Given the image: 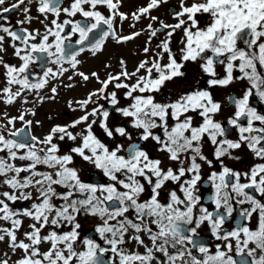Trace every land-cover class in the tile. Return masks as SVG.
Masks as SVG:
<instances>
[{
    "label": "snow or ice",
    "instance_id": "obj_1",
    "mask_svg": "<svg viewBox=\"0 0 264 264\" xmlns=\"http://www.w3.org/2000/svg\"><path fill=\"white\" fill-rule=\"evenodd\" d=\"M167 3L148 0L125 13L123 0H70L67 6L64 0H0V103L28 104L30 93L34 104L55 101L56 86L47 96L40 91L70 70L68 81L79 76L99 84L86 98L68 102L80 116L53 124L43 138L26 119L36 116L34 107L18 116L0 114V245L7 248L0 249V264H264V112L250 103L258 98L264 104V0H180L171 24L151 14ZM33 4L39 16L32 15ZM14 11L23 14L15 30L5 15ZM142 18L149 20L146 28L120 34L124 22L135 28ZM34 20L43 31L25 27ZM180 31L177 52L172 44ZM145 32L148 58L134 71L124 59L104 79L79 71L83 53L96 56L109 39L123 44ZM153 40L159 41L155 49ZM8 47L19 65L4 60ZM188 63L199 65L206 87L157 99L168 83L186 76ZM237 81L248 87L241 97L227 98L234 111L221 121L224 104L212 90ZM149 141L168 165L151 156ZM244 148L258 162L247 171L229 167L226 161L239 160L236 153ZM77 158L109 182L82 180ZM205 185L212 189L206 201ZM81 216L99 218L98 240L82 236ZM228 223L235 227L227 229ZM204 227L217 241L214 251L201 237Z\"/></svg>",
    "mask_w": 264,
    "mask_h": 264
},
{
    "label": "flooded vegetation",
    "instance_id": "obj_2",
    "mask_svg": "<svg viewBox=\"0 0 264 264\" xmlns=\"http://www.w3.org/2000/svg\"><path fill=\"white\" fill-rule=\"evenodd\" d=\"M12 2H14V0H8L9 4ZM191 2L192 0H188V3ZM64 3L65 6H67L70 3V0H64ZM147 3L148 0H123V4L120 10L125 13H132L136 11L138 8L142 6H146ZM179 3L180 0H168L167 4L161 6L157 10H154L151 14L158 16L161 20H164L166 23H170V24L175 23L176 21L172 18L171 13L173 11L179 10ZM100 10L105 15H107L106 9L101 8ZM5 15L9 16V20L11 21V25L14 30L20 27L19 25L16 24V21L23 19V14L21 12L14 11L10 14H5ZM32 15L39 16V14L36 12L35 4L32 5ZM64 18L65 17L63 16L61 17L62 20ZM40 19H42V17ZM76 19H81V17L77 16ZM204 19H206V17H204ZM131 23H132L131 20L123 23L122 28L120 29L121 35H129L133 31H140L141 29L146 28V25L149 23V20L142 18L141 22L137 23L135 28L130 27ZM156 26H158V24H154V27ZM25 27H29L30 30L40 29L41 31H43V25L39 22V20H34L31 25H25ZM182 35H183L182 31H180L173 37L172 47L174 51L178 52V49L181 47L179 41ZM147 38H148V34L147 32H145L143 35L137 37L136 39L123 44H117L115 40L109 39L106 42L104 50L101 53H98L96 56H93L91 52H85L80 56L82 63L79 66V71H82L86 74L97 72L100 78L104 79L108 72L116 73L120 70V65H119L120 59H124L126 61L127 69L129 72L134 71L136 66L141 60L148 58L143 53V48L145 47ZM162 38L163 37H161V39ZM158 42H159L158 40H153L151 47L155 49L156 44ZM148 56L150 57L151 53H149ZM4 60L13 65L20 64V61L13 55V49L11 47H8L7 53L4 55ZM166 61H167V57H165V62ZM105 65H111V67L106 68ZM183 70L185 71L186 76L184 78H178L175 81L168 83L167 87L163 89L161 93L157 94V99H161L165 101L174 100L179 95L193 89L194 87H201V88L206 87V81L208 78L201 72L198 64L188 63L186 64ZM33 71L40 72V68L36 67L33 69ZM217 71L222 76L224 74L223 66L218 65ZM3 72H4L3 68H0V88H3L5 86V79ZM72 74L73 73L70 70L68 73L65 74L63 78H61V81H52L45 89L40 91V95L47 96L50 95V88L56 86L58 88L59 95L57 96V99L55 101L46 100L42 104L39 103L34 104L33 101L35 99V93H30L28 94V99H29L28 104H22L19 101L13 105H5L3 103H0V114L7 112L10 116H18L19 113L24 109L34 107L36 111V116L35 117L27 116L26 119H32L34 121L33 134L36 135L37 137L43 138V136L48 133L49 129L53 124L68 123L82 114L79 111L72 112L68 108L69 101L84 99L91 90H94L99 87V84L96 82L95 79H90L87 83H85L81 80L79 76H74L72 81H68L67 77ZM234 75H239V73L236 72L234 73ZM69 83H71L73 87L67 88L62 86V84L67 85ZM247 87H248L247 81H237L227 88L218 87L212 90L214 97L224 104L223 112L217 116V119L221 121H226V119L232 115L234 109L227 103V98L229 96L241 97ZM250 103L253 106H255L258 111L264 112V104H261L258 101V98H252L250 100ZM49 117H51V119H49ZM37 120L41 122L40 126L35 125V121ZM114 122L120 123L121 118L117 115ZM19 126L20 124L18 123L17 127ZM97 132L99 135H102L99 129H97ZM232 138L233 139L237 138V134L235 132L232 133ZM106 142H108L110 146H114V144L111 141H106ZM116 142H120V139H118ZM69 143L70 142H66L61 145L62 151L68 150ZM145 147L150 152L153 158H160L161 160H163L165 165L169 164V161H167L165 155L158 151V146H156L154 142L151 141L147 142L145 144ZM209 150L210 149L206 147L205 151L208 152ZM236 155L240 156L239 160H228L226 161V163L228 164L229 167H232L237 171H247L253 164L258 162L253 157V154L250 151H248L246 148L239 150L236 153ZM76 166L80 169L81 179L84 180L85 182H89L97 185L109 182L107 178L104 177L99 170L95 169L91 165L86 164L85 162L81 161L79 158L76 159ZM214 170H218V166L217 169ZM209 173L210 170L207 168V166H205L203 169L204 181H207V177ZM201 192L203 194L204 200L206 201L207 198L212 194V189L209 186L205 185L201 189ZM162 199L166 200V195L162 196ZM19 206H27V205L25 204ZM206 206L210 208L212 207V205L210 204H206ZM79 219H80V223L82 224V229H81L82 236H87L89 238H96L98 240L99 239L98 234L95 233L94 229L100 223L99 218L91 217V216L88 217L81 216ZM251 223L253 226H255L256 224L255 217L253 218ZM233 227H235V223L226 224V228L229 230H231ZM201 237L206 244L212 246L214 251V245L217 243V241H215L214 238L211 236L210 231L207 229V227L201 229ZM147 242L148 241L146 239V243ZM4 246L6 247V245ZM128 248L133 251L138 250L141 253L144 251L143 248L137 249V247L134 244H129Z\"/></svg>",
    "mask_w": 264,
    "mask_h": 264
},
{
    "label": "rangeland",
    "instance_id": "obj_3",
    "mask_svg": "<svg viewBox=\"0 0 264 264\" xmlns=\"http://www.w3.org/2000/svg\"><path fill=\"white\" fill-rule=\"evenodd\" d=\"M22 163H24V162L17 161V164H18V165H19V164H22ZM0 249L7 250L6 247H5L4 245H0ZM16 258H17V256H13V257H12L13 260L16 259Z\"/></svg>",
    "mask_w": 264,
    "mask_h": 264
}]
</instances>
